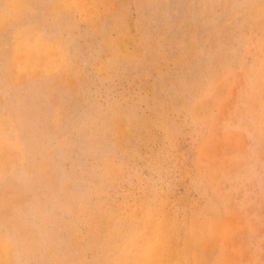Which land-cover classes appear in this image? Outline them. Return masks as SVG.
Wrapping results in <instances>:
<instances>
[{
    "label": "rangeland",
    "instance_id": "374dc122",
    "mask_svg": "<svg viewBox=\"0 0 264 264\" xmlns=\"http://www.w3.org/2000/svg\"><path fill=\"white\" fill-rule=\"evenodd\" d=\"M0 246L264 264V0H0Z\"/></svg>",
    "mask_w": 264,
    "mask_h": 264
},
{
    "label": "bare ground",
    "instance_id": "6f19581e",
    "mask_svg": "<svg viewBox=\"0 0 264 264\" xmlns=\"http://www.w3.org/2000/svg\"><path fill=\"white\" fill-rule=\"evenodd\" d=\"M22 56V55H21ZM18 58H20V56L18 57ZM22 59V58H21ZM32 62V61H31ZM21 64V63H20ZM30 65V64H29ZM26 67H27V65H26ZM35 71V70H34ZM34 75V74H33ZM1 247V246H0ZM7 247V246H6ZM4 253V252H3ZM7 253V252H6ZM9 253V252H8ZM6 255V254H5ZM6 259H7V257H6Z\"/></svg>",
    "mask_w": 264,
    "mask_h": 264
}]
</instances>
